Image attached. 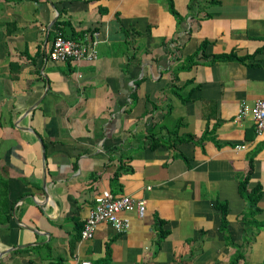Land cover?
Returning <instances> with one entry per match:
<instances>
[{
	"label": "crops",
	"instance_id": "crops-1",
	"mask_svg": "<svg viewBox=\"0 0 264 264\" xmlns=\"http://www.w3.org/2000/svg\"><path fill=\"white\" fill-rule=\"evenodd\" d=\"M172 1L178 17L167 0H0V219L14 202L0 264H101L111 238L108 264H229L239 252L236 264H264V129L234 120L264 97V0ZM58 26L99 31L97 58L49 59ZM203 40L206 54L247 58L198 55L174 80ZM251 155L248 185L262 194L245 232L238 181ZM104 192L145 200V214L121 212L125 231L100 223L83 239Z\"/></svg>",
	"mask_w": 264,
	"mask_h": 264
},
{
	"label": "built area",
	"instance_id": "built-area-1",
	"mask_svg": "<svg viewBox=\"0 0 264 264\" xmlns=\"http://www.w3.org/2000/svg\"><path fill=\"white\" fill-rule=\"evenodd\" d=\"M101 41L97 30L86 32L78 40L58 33L51 41L46 56L54 61H94L97 58L98 44ZM244 117L252 120L255 131L260 134L264 129V97L253 102L242 101L237 108L234 120L238 121ZM133 210L142 217L146 211L145 200L127 194L114 195L110 192L98 195L95 197L93 208L83 221L80 237L92 238L100 223H108L118 232L125 231L129 226V221L121 217L120 213ZM81 264H91V262L84 260Z\"/></svg>",
	"mask_w": 264,
	"mask_h": 264
},
{
	"label": "trees",
	"instance_id": "trees-1",
	"mask_svg": "<svg viewBox=\"0 0 264 264\" xmlns=\"http://www.w3.org/2000/svg\"><path fill=\"white\" fill-rule=\"evenodd\" d=\"M168 2V7H169V11L176 17L179 16V13L177 12V10L174 7L173 1L172 0H167ZM189 8L192 9L193 8V4L189 5ZM100 11H104V9H100ZM56 23H58V21H56ZM59 30L57 31V33L55 34V36L58 33L63 34L64 36L65 33L63 32V30H60V26H58ZM89 31H93L95 29H87L81 32L80 35L77 36V34H73L72 36H67L71 39H75L78 40L79 38L83 37V35ZM210 42L207 40H203L195 53L187 56L184 58V61L181 62L180 65H177L173 68V79L177 80L178 79V72L183 71V70H188L190 69L195 63L199 62V58L198 55H200V58H202L203 56L206 57H210L211 61H215V60H230V59H237V60H245L247 58V56H242L239 57L237 56L233 51L230 53H223V54H212L210 55V53L206 54V48L207 45ZM179 57H175L174 60L176 62L179 61L178 59ZM66 61H71V60H66ZM188 83H186L187 85ZM171 90L172 93L174 95H178L181 96L180 93H178L177 88L178 86L174 83H172L171 85ZM187 99V97H181V100L185 101ZM175 135V134H173ZM191 138H193L192 136H190ZM153 138V137H150ZM179 140H183L179 139ZM154 142V141H153ZM151 148H153L152 145H150ZM253 166H254V156L251 155L248 158V168L245 172V174L243 175V177L241 179H239L238 181V190L241 194V196L244 198L245 202H246V208L245 211L242 214V221L245 224V232L248 229V226H254L256 225V223L254 222V216L257 213V211L259 210V206H258V202L261 198V194H262V186L260 183H255L254 185H252L251 187H249V182L251 180V176L253 173ZM118 176V175H117ZM115 175V178H113L115 185L118 183V177ZM9 178L1 176L0 175V200L1 201H7L8 203V199H9ZM4 201V202H5ZM14 202H10V204L7 206V209L4 210V214H5V218L4 219H0V225L2 223H4L5 221H9L10 219V209L12 208ZM225 206V207H224ZM3 207V204H0V213H1V208ZM218 208L221 210V224L220 227L221 229L225 232L226 237H228V240H230V236L228 235V229H227V222H226V214H227V204H224L222 206V204L218 205ZM163 224L164 222L161 221ZM83 223L81 224L80 227L77 228V232H78V236H80V230L82 228ZM168 230L167 229H163L162 226L159 229V233H158V238H157V243L159 244V242L168 234ZM246 237H244L245 240ZM249 239H251V237H249ZM75 240V237L72 239V241ZM113 238L109 239V241L106 244V251H105V257L100 260L99 262L101 264H108L111 258V248H110V244L112 242ZM247 240V238H246ZM74 242H71V244H73ZM72 246V245H70ZM243 257V254L241 252H239L238 254L235 255V257L230 261L229 264H236L238 262V260L240 258Z\"/></svg>",
	"mask_w": 264,
	"mask_h": 264
}]
</instances>
